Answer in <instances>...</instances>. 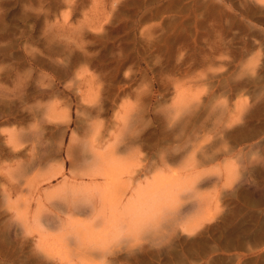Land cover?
I'll list each match as a JSON object with an SVG mask.
<instances>
[{"label":"rangeland","instance_id":"1","mask_svg":"<svg viewBox=\"0 0 264 264\" xmlns=\"http://www.w3.org/2000/svg\"><path fill=\"white\" fill-rule=\"evenodd\" d=\"M121 128L119 166L176 191L81 259L57 188ZM0 264H264V0H0Z\"/></svg>","mask_w":264,"mask_h":264},{"label":"bare ground","instance_id":"2","mask_svg":"<svg viewBox=\"0 0 264 264\" xmlns=\"http://www.w3.org/2000/svg\"><path fill=\"white\" fill-rule=\"evenodd\" d=\"M94 126L95 124H90V129H88H94ZM122 133L123 129H118L117 134L115 133L113 136L117 145L114 147L107 146L106 149H103V152L101 150L103 147L102 139L98 140L96 143H94V140V142H89L91 145V151L89 152L92 157L86 154L87 151L84 152V162L81 161V163H79V165L82 164L83 171L79 169L81 173L74 174L73 178L75 180H65L60 186H58L56 193L61 195V198L59 199H62V196L64 195L66 196V200L71 203V205H68L70 217L66 220V223L63 222L64 220H58L60 217L56 219L55 217L51 218L50 215V217L46 215L44 220L43 216L40 217L41 219L38 217H36V219L35 216H33L35 219L33 218L34 221H32L33 224L31 225V228L38 232L39 247L47 250V247L50 245L49 243L53 241V238L49 237L50 235L43 231V222L51 228H57L58 225L60 228L61 225L64 227L65 223V228L60 232L61 234H59L58 238L54 239L53 244H56L57 242L60 243L61 245H59V248L62 246V243L67 241L69 242L68 245L76 244L77 248L80 244H85L84 246L86 247L88 246L86 244L93 245L95 248H98L94 249L93 247L95 250L94 253H87V250L86 253L82 254L81 251L76 254L77 257L81 259L90 258L91 256H93V258L97 256L104 257L108 253L107 244L112 245V243H119L121 241H137L136 237L139 234L140 226L156 220L155 217L169 206L167 202L171 201L176 190L170 191V187H164V182L158 181V179H153L145 186H141L137 176L140 172H138L137 165L135 164V162H137L136 153L130 151L131 149L129 150L131 153L129 158L131 164L128 161L125 162V164L128 163L125 166L126 168H121V166H119L123 161H120L119 158L118 160L115 159L116 156L114 154L121 152V149L118 147H120V135H123ZM83 150H85V148ZM87 158L88 160L91 159V161H86L85 159ZM95 159L97 162L94 165ZM77 161H79V159ZM125 172L128 174L130 180L128 186L123 185V182L121 181L123 173L125 174ZM84 177L88 178V180L76 183V180H79V178L83 179ZM100 178L103 179V183H99ZM128 193H130V197L128 196L127 199ZM62 201L64 203V200ZM79 217H84V219H80ZM87 218H89L88 221H86ZM42 220L44 221L42 222ZM65 248H63V250H65ZM77 248H74L75 251ZM60 250L61 249H59V252H61L60 254H67ZM67 255H69V253ZM77 257H75V259ZM78 258L76 260H78ZM60 260H62V258Z\"/></svg>","mask_w":264,"mask_h":264}]
</instances>
